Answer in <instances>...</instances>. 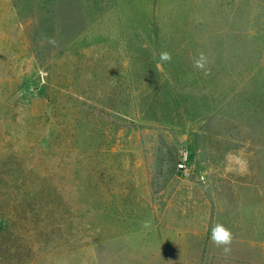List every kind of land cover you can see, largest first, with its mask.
Here are the masks:
<instances>
[{
  "label": "rangeland",
  "instance_id": "374dc122",
  "mask_svg": "<svg viewBox=\"0 0 264 264\" xmlns=\"http://www.w3.org/2000/svg\"><path fill=\"white\" fill-rule=\"evenodd\" d=\"M0 264H264V6L0 0Z\"/></svg>",
  "mask_w": 264,
  "mask_h": 264
},
{
  "label": "clouds",
  "instance_id": "9594fccd",
  "mask_svg": "<svg viewBox=\"0 0 264 264\" xmlns=\"http://www.w3.org/2000/svg\"><path fill=\"white\" fill-rule=\"evenodd\" d=\"M49 42H54L50 40ZM172 60V54L168 51H162L159 53V61L160 63L156 66L157 68H162L163 64L166 62H171ZM207 57L204 53H200L198 57L194 60L193 67L204 71L205 74H207ZM210 241L213 245H215L218 248H222L225 253H228L231 251V244L233 241V234L230 229L226 228L223 224H215L211 229L210 234Z\"/></svg>",
  "mask_w": 264,
  "mask_h": 264
},
{
  "label": "built area",
  "instance_id": "2783aa9c",
  "mask_svg": "<svg viewBox=\"0 0 264 264\" xmlns=\"http://www.w3.org/2000/svg\"><path fill=\"white\" fill-rule=\"evenodd\" d=\"M188 166H189V153L187 150H183L181 152V158L178 162L177 168L186 178L191 176V172Z\"/></svg>",
  "mask_w": 264,
  "mask_h": 264
},
{
  "label": "trees",
  "instance_id": "16d2710c",
  "mask_svg": "<svg viewBox=\"0 0 264 264\" xmlns=\"http://www.w3.org/2000/svg\"><path fill=\"white\" fill-rule=\"evenodd\" d=\"M259 7L264 6V0H257Z\"/></svg>",
  "mask_w": 264,
  "mask_h": 264
}]
</instances>
